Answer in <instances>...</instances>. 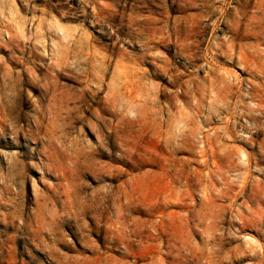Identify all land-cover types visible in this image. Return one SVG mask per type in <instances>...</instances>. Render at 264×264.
<instances>
[{
	"label": "rangeland",
	"instance_id": "rangeland-1",
	"mask_svg": "<svg viewBox=\"0 0 264 264\" xmlns=\"http://www.w3.org/2000/svg\"><path fill=\"white\" fill-rule=\"evenodd\" d=\"M0 264H264V0H0Z\"/></svg>",
	"mask_w": 264,
	"mask_h": 264
}]
</instances>
